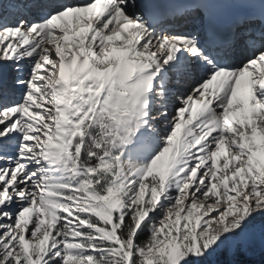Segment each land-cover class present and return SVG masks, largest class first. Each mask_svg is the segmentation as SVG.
<instances>
[{"label":"snow or ice","instance_id":"obj_1","mask_svg":"<svg viewBox=\"0 0 264 264\" xmlns=\"http://www.w3.org/2000/svg\"><path fill=\"white\" fill-rule=\"evenodd\" d=\"M0 264H264V0H0Z\"/></svg>","mask_w":264,"mask_h":264},{"label":"rangeland","instance_id":"obj_2","mask_svg":"<svg viewBox=\"0 0 264 264\" xmlns=\"http://www.w3.org/2000/svg\"><path fill=\"white\" fill-rule=\"evenodd\" d=\"M195 111H196V107L194 106V108H193V114L195 115ZM241 113H237V115H240ZM193 122H195V121H193Z\"/></svg>","mask_w":264,"mask_h":264}]
</instances>
